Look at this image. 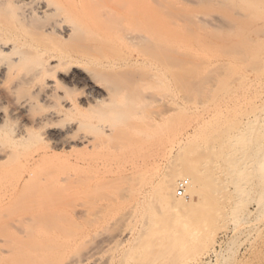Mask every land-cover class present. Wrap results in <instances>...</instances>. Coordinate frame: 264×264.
Instances as JSON below:
<instances>
[{
	"label": "bare ground",
	"instance_id": "obj_1",
	"mask_svg": "<svg viewBox=\"0 0 264 264\" xmlns=\"http://www.w3.org/2000/svg\"><path fill=\"white\" fill-rule=\"evenodd\" d=\"M215 1L200 34L152 0H0V264H98L86 230L120 209L123 264H187L249 198L264 221V0Z\"/></svg>",
	"mask_w": 264,
	"mask_h": 264
},
{
	"label": "rangeland",
	"instance_id": "obj_2",
	"mask_svg": "<svg viewBox=\"0 0 264 264\" xmlns=\"http://www.w3.org/2000/svg\"><path fill=\"white\" fill-rule=\"evenodd\" d=\"M152 1L154 3L158 2L159 4L160 3L162 4L161 8H162L163 14H166V12L169 13V12L173 11V9L176 10V13L178 16L176 18L173 17V19L170 18L169 19L170 22H179V24L182 26L181 30L187 31L188 33L189 32H191V33L197 32V33L201 34L204 32L208 33L211 30L209 28V26L207 27L205 24L197 23L195 21V19H193L194 14L206 13L208 15L212 14V16H213V14H216L218 16L215 15V17H219L223 13V11H220L221 8H219L217 3H214V2H216L215 0L212 1V3H210V5L207 4L206 6H205L203 0H159V1L152 0ZM159 4H157V5H159ZM159 13L161 14L162 12H159ZM261 22H262L261 20L257 21V22H255V25H257V26L261 25L262 24ZM213 60L215 61V59H213ZM213 60H212V62L215 63L216 61L214 62ZM171 88L172 87H166V90L168 92V93L167 92L166 93H167V95L169 94V96H170V97L167 96L165 93L166 99H167L166 101L168 104L169 103L171 104L174 102V101H172L173 100L172 95H170L171 92L173 91V89H171ZM168 90L169 91L171 90V92L169 93ZM168 100L171 102H169ZM153 105H154L153 109L155 108V105H158V107H160L158 102L157 103L155 102ZM153 109H152V111H153ZM173 153H174V148H172L171 145H169V146L167 145V147L164 150L159 151L158 156L159 155L160 156L159 157L154 156V158H152L150 161L157 168V169L155 168V171L161 172V169H163V167H164L166 158H168L169 155H171ZM159 161H160V163H159ZM153 177L154 178H150V180H148V181H150V183L156 181L155 180L156 176H153ZM181 182H186L185 186H187L189 183V181L186 179V176H183L180 180L177 181L176 185L174 186V189L172 191L173 195L177 199H179V197H180L181 201H184L186 203L194 202L195 199L190 197V195L186 194L185 191L182 193L181 196L177 195L178 185ZM248 200L249 201H247L248 204H246V207L248 208V212H250V213L253 212V213L250 215L248 214L250 217L248 215H246L245 219L243 220L244 222H243V225H242L240 231H238L235 235H233L232 232L227 233L225 231L221 232L222 234L220 232L216 231V234H214L215 230L213 231V229H212V232H210L209 234L205 232V234H207L205 236L203 233L202 240L200 239L201 238L200 237L199 238L200 240L196 239L194 241H191L195 245L191 244V242L188 243L190 246V247L188 246L190 253H192V251L195 248L196 249L193 251L194 253H192L190 255L191 257L189 256L190 262H188L187 264H193V263L194 264H202V262H203V264H205V263L206 264L207 263L208 264H264V221L262 222V221H260L259 217H256V216H258V212L256 211V205L253 204V203H255V202H253L254 200L252 198H249ZM250 201H251V203H250ZM125 210L129 211L128 208ZM125 210L120 209L116 213L114 212L115 215L113 213L108 214V212H107V214H105V212H103V214H105V215L103 216L100 214L102 216V219H100L101 221L100 220L96 221L98 224L94 223L95 224L94 227L88 226V229L86 230V236H85V239H86L85 242L88 239V241H87L88 245H89L90 241L92 240V238L96 237L97 232H98V234H97L98 236L103 235L102 237L99 236V238H98L99 242L95 239L98 242V245L100 242L101 243L105 242L108 239L107 242L102 243V244L100 243L103 248L100 247L101 249L100 248L97 249V253H96L97 257H100L99 258L100 262L98 264H108L109 262H110L109 264H117V263L120 264L121 261H122L121 264H123V260H122L123 256L125 254L127 255L128 252H130L132 249H134L136 247L137 242L134 240V237L136 236L135 235L137 233L136 231H139V229H140L141 225L139 223H141V222H139V219L138 220L135 218L130 219V217L125 219L126 216L125 217L122 216L123 214H125ZM121 212L123 214H121ZM119 214H121V217L124 219V221L121 219V217H119ZM126 214H127V212H126ZM114 219H117V221L118 220L119 221L117 222ZM133 220H135V221L133 222ZM114 221H115V223H114ZM259 227H261V228H259ZM132 228H134L135 231H133L134 229H132ZM137 228H139V229H137ZM128 230L130 231L129 234L134 232L133 233L134 236L133 235L130 236L128 234ZM224 234H226V235H224ZM105 235H107V237ZM112 237H114V238H112ZM100 238H101V241H100ZM104 238H105V240H104ZM102 239H103V241H102ZM95 240L92 242L97 247L98 245H96L97 242L95 244ZM87 242L85 244H87ZM92 242H91V244H92ZM213 243H215L217 245H215ZM104 244H106V245L103 246ZM211 244H213V245H211ZM193 245L195 246V248ZM196 246H198V248ZM211 246H213L214 249L218 250V252L220 253V256H221L220 257L221 260L219 259L220 261L218 260L216 262V259L212 253L209 254L208 256H205V260L202 261L201 258L204 256H202L199 253V251L198 252L196 251L197 249L200 250V248H202L200 252L206 253L205 251H207V249L210 248L209 250H211L213 248ZM220 248H222V249H220ZM193 255L195 256V258L192 257ZM197 255H198V257L201 255V257L198 258ZM120 259H121V261H120Z\"/></svg>",
	"mask_w": 264,
	"mask_h": 264
},
{
	"label": "built area",
	"instance_id": "obj_3",
	"mask_svg": "<svg viewBox=\"0 0 264 264\" xmlns=\"http://www.w3.org/2000/svg\"><path fill=\"white\" fill-rule=\"evenodd\" d=\"M183 186H184V185H183L182 183H180V184L178 185V191H177V195H178V196H181L182 193L184 192Z\"/></svg>",
	"mask_w": 264,
	"mask_h": 264
}]
</instances>
